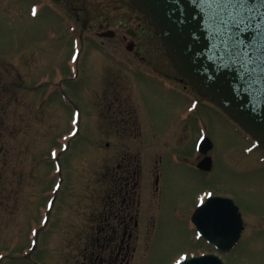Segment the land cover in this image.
Instances as JSON below:
<instances>
[{"label": "rangeland", "instance_id": "374dc122", "mask_svg": "<svg viewBox=\"0 0 264 264\" xmlns=\"http://www.w3.org/2000/svg\"><path fill=\"white\" fill-rule=\"evenodd\" d=\"M29 2L0 0V256L6 255L0 264H61L82 250L86 232L80 225L98 201L106 161L116 149L114 138L105 135V117L98 119L95 97L102 93L105 77L119 71L112 66L115 62L85 46L78 63L80 80L56 87L59 75L66 76L71 37L59 13L43 8L34 19ZM42 79L47 83L41 84ZM137 86L144 139L153 142V128L159 141L155 146L164 158L161 208L142 264H174L182 255L214 252L196 236L187 210L203 190L233 199L242 213L245 229L236 247L221 255L224 264H264L262 151L223 114L205 108L189 117L187 146L162 145L181 125L187 98L176 89H162L155 80H137ZM61 91L70 98L69 108L78 106L83 118L80 135L60 156L63 189L55 192L54 209L46 216L43 210L57 183L49 154L69 129L70 111L61 103ZM200 126L212 145L214 169L207 174L190 166ZM173 154L183 160L177 162ZM40 218L43 229L36 227ZM70 218L72 225L62 231ZM29 239L37 244L30 261L22 256Z\"/></svg>", "mask_w": 264, "mask_h": 264}, {"label": "flooded vegetation", "instance_id": "af4514ba", "mask_svg": "<svg viewBox=\"0 0 264 264\" xmlns=\"http://www.w3.org/2000/svg\"><path fill=\"white\" fill-rule=\"evenodd\" d=\"M29 3L28 10L32 11L34 19L43 8L59 13L63 17L66 34L71 37V54L64 64L66 76L59 75L56 87L65 81L80 80L78 63L85 46L93 47L115 62L112 66L119 71L105 77L103 91L95 97L98 119L105 117V135L114 138L116 149L106 161L98 201L80 225L81 231L86 232L82 237V250L70 261L65 259L61 264H142L154 238L157 210L161 208L164 158L155 146L159 145V141L153 128L149 129L153 142L148 143L144 139L137 80H155L162 89H176L187 98V106L180 115L181 125L176 133H169V142L165 140L162 145L173 143L177 149L187 146L189 117L197 109H216L223 113L210 101L198 97L190 84L176 73L146 16L132 0H30ZM130 80L134 83L132 86L127 85ZM40 83H47V80L42 79ZM60 88L62 90V86ZM59 94L62 105L70 111V118L68 131L62 134L68 137L66 140L61 138L56 160L59 186L56 195L63 189L64 181L60 156L69 151L71 141L80 135L83 118L78 106L69 108V96L64 91ZM232 125L239 130L235 124ZM199 128L194 141V161L190 166L199 174H207L214 169L212 145L204 142L199 151L200 140L207 137L203 127ZM108 146L105 144V147ZM173 158L177 162L183 160L180 155L173 154ZM203 163L205 168H200ZM208 196L216 195L211 190L201 191L194 207L187 209L189 213L192 215ZM54 201L48 214L54 209ZM70 222L71 218L62 231ZM36 227L43 229L40 224ZM30 254L23 255V258H30V261L33 259ZM30 262L39 264L37 261Z\"/></svg>", "mask_w": 264, "mask_h": 264}, {"label": "water", "instance_id": "95a60500", "mask_svg": "<svg viewBox=\"0 0 264 264\" xmlns=\"http://www.w3.org/2000/svg\"><path fill=\"white\" fill-rule=\"evenodd\" d=\"M165 47L176 72L264 149V0L237 32L211 0H133ZM205 168V163L200 165ZM200 236L222 252L234 248L243 223L234 201L211 198L192 216ZM180 264H223L216 255Z\"/></svg>", "mask_w": 264, "mask_h": 264}, {"label": "snow or ice", "instance_id": "6c2138e0", "mask_svg": "<svg viewBox=\"0 0 264 264\" xmlns=\"http://www.w3.org/2000/svg\"><path fill=\"white\" fill-rule=\"evenodd\" d=\"M211 2L221 11L231 16L233 26L237 32L246 31L245 21L255 15L256 0H211ZM177 264H180V261H177Z\"/></svg>", "mask_w": 264, "mask_h": 264}, {"label": "bare ground", "instance_id": "6f19581e", "mask_svg": "<svg viewBox=\"0 0 264 264\" xmlns=\"http://www.w3.org/2000/svg\"><path fill=\"white\" fill-rule=\"evenodd\" d=\"M77 135V134H76ZM76 135H75V137H76ZM68 150H66V152H67ZM51 210H53V209H51ZM52 212V211H51Z\"/></svg>", "mask_w": 264, "mask_h": 264}]
</instances>
